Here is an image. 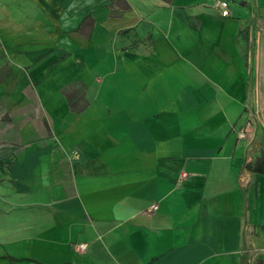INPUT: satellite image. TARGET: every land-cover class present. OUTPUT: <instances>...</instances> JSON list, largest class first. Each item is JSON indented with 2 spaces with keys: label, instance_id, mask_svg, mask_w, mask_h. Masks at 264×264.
<instances>
[{
  "label": "crops",
  "instance_id": "1",
  "mask_svg": "<svg viewBox=\"0 0 264 264\" xmlns=\"http://www.w3.org/2000/svg\"><path fill=\"white\" fill-rule=\"evenodd\" d=\"M0 264H264V0H0Z\"/></svg>",
  "mask_w": 264,
  "mask_h": 264
},
{
  "label": "built area",
  "instance_id": "2",
  "mask_svg": "<svg viewBox=\"0 0 264 264\" xmlns=\"http://www.w3.org/2000/svg\"><path fill=\"white\" fill-rule=\"evenodd\" d=\"M216 8L219 9L220 11V14L222 17H230L231 15V12H230V9H229V3L226 2V1H218L216 3ZM240 139H244L246 138V133L245 132H242L240 135H239Z\"/></svg>",
  "mask_w": 264,
  "mask_h": 264
}]
</instances>
